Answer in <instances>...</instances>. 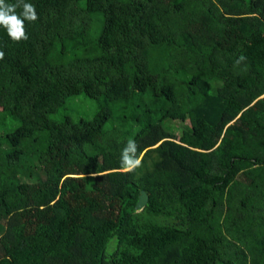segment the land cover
Wrapping results in <instances>:
<instances>
[{
	"label": "trees",
	"instance_id": "trees-1",
	"mask_svg": "<svg viewBox=\"0 0 264 264\" xmlns=\"http://www.w3.org/2000/svg\"><path fill=\"white\" fill-rule=\"evenodd\" d=\"M24 2L28 39L0 26V264H264V0ZM79 94L92 119L51 118Z\"/></svg>",
	"mask_w": 264,
	"mask_h": 264
},
{
	"label": "clouds",
	"instance_id": "clouds-1",
	"mask_svg": "<svg viewBox=\"0 0 264 264\" xmlns=\"http://www.w3.org/2000/svg\"><path fill=\"white\" fill-rule=\"evenodd\" d=\"M22 7V12L17 13V8ZM38 19L35 6L26 3L24 0H17L16 3H6L0 0V26L7 30L9 37L16 42L27 40L28 36L25 30V20L35 22ZM5 57L4 51L0 50V60ZM241 60L244 57L240 58ZM137 144L129 139L126 147L122 151L121 165L126 171H133L142 164L141 159L136 155Z\"/></svg>",
	"mask_w": 264,
	"mask_h": 264
},
{
	"label": "rangeland",
	"instance_id": "rangeland-1",
	"mask_svg": "<svg viewBox=\"0 0 264 264\" xmlns=\"http://www.w3.org/2000/svg\"><path fill=\"white\" fill-rule=\"evenodd\" d=\"M97 109L98 104L94 99L85 94H79L68 97L65 104L50 116L57 120H62L66 116L71 117L74 121H78L81 118L92 119L97 112ZM172 123L173 129H175L177 133H180L181 123L176 121ZM18 124L19 122L12 118L8 119L7 122H4V119L0 117V137L2 134L14 130Z\"/></svg>",
	"mask_w": 264,
	"mask_h": 264
},
{
	"label": "water",
	"instance_id": "water-1",
	"mask_svg": "<svg viewBox=\"0 0 264 264\" xmlns=\"http://www.w3.org/2000/svg\"><path fill=\"white\" fill-rule=\"evenodd\" d=\"M149 201V193L146 190H142L139 196V200L136 204L137 210H143Z\"/></svg>",
	"mask_w": 264,
	"mask_h": 264
}]
</instances>
